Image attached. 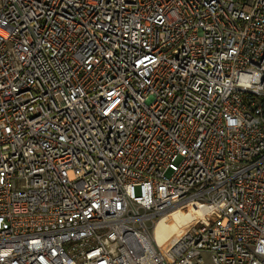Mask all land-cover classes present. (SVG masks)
Listing matches in <instances>:
<instances>
[{
    "label": "built area",
    "instance_id": "2783aa9c",
    "mask_svg": "<svg viewBox=\"0 0 264 264\" xmlns=\"http://www.w3.org/2000/svg\"><path fill=\"white\" fill-rule=\"evenodd\" d=\"M205 252L264 264V0H0V264Z\"/></svg>",
    "mask_w": 264,
    "mask_h": 264
},
{
    "label": "bare ground",
    "instance_id": "6f19581e",
    "mask_svg": "<svg viewBox=\"0 0 264 264\" xmlns=\"http://www.w3.org/2000/svg\"><path fill=\"white\" fill-rule=\"evenodd\" d=\"M202 220V215L199 211L190 208L189 212H183L181 210H170L168 214L160 217L154 224L152 235L153 239L162 244L173 233H178L182 227L193 219Z\"/></svg>",
    "mask_w": 264,
    "mask_h": 264
},
{
    "label": "rangeland",
    "instance_id": "374dc122",
    "mask_svg": "<svg viewBox=\"0 0 264 264\" xmlns=\"http://www.w3.org/2000/svg\"><path fill=\"white\" fill-rule=\"evenodd\" d=\"M184 212H185V211H184ZM166 214H168V213H164V214H162L161 216L154 218L152 222H151L150 220H146V224H147V226H149V227L151 226V230H153V226H154L155 222H156L160 217H162V216H164V215H166ZM175 234H176V233H173L172 235H170V237L174 236ZM170 237H169V238H170ZM202 256H203V263H204V264H213L212 261H211V256H210L209 253L205 252V253L202 254Z\"/></svg>",
    "mask_w": 264,
    "mask_h": 264
}]
</instances>
